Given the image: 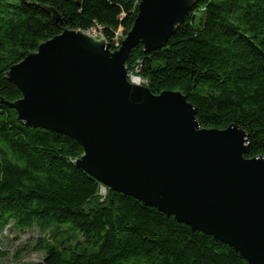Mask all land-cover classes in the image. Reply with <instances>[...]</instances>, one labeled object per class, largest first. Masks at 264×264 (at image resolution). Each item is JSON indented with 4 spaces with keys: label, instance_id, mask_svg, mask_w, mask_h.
I'll return each instance as SVG.
<instances>
[{
    "label": "trees",
    "instance_id": "16d2710c",
    "mask_svg": "<svg viewBox=\"0 0 264 264\" xmlns=\"http://www.w3.org/2000/svg\"><path fill=\"white\" fill-rule=\"evenodd\" d=\"M139 3L0 0V235L36 228L45 256L35 264H247L230 246L130 197L104 189L98 203L102 186L75 164L80 144L25 127L5 104L21 98L6 78L11 66L66 30L99 27L115 51ZM125 68L154 95L182 93L202 128L240 127L245 158H264V0H197L164 47L136 46Z\"/></svg>",
    "mask_w": 264,
    "mask_h": 264
},
{
    "label": "water",
    "instance_id": "95a60500",
    "mask_svg": "<svg viewBox=\"0 0 264 264\" xmlns=\"http://www.w3.org/2000/svg\"><path fill=\"white\" fill-rule=\"evenodd\" d=\"M196 1L140 0L115 51L85 32L64 31L9 68L21 98L5 104L25 127L80 144L76 167L103 189L213 237L247 264H264V158H245L240 127L202 128L182 93L154 95L125 68L136 46L164 47Z\"/></svg>",
    "mask_w": 264,
    "mask_h": 264
},
{
    "label": "rangeland",
    "instance_id": "374dc122",
    "mask_svg": "<svg viewBox=\"0 0 264 264\" xmlns=\"http://www.w3.org/2000/svg\"><path fill=\"white\" fill-rule=\"evenodd\" d=\"M136 75H130L128 79L132 81ZM140 86L146 87L144 81L137 77ZM103 188L100 189V191ZM103 195L99 192L96 201L103 202L106 197V190L103 189ZM68 233V231H67ZM69 235V234H67ZM43 238V234L36 228L18 231L8 228L0 235V264H35L41 262L45 256L44 252L37 251L38 241ZM56 239L50 241L53 244ZM78 241H81L79 238Z\"/></svg>",
    "mask_w": 264,
    "mask_h": 264
},
{
    "label": "built area",
    "instance_id": "2783aa9c",
    "mask_svg": "<svg viewBox=\"0 0 264 264\" xmlns=\"http://www.w3.org/2000/svg\"><path fill=\"white\" fill-rule=\"evenodd\" d=\"M87 34L90 35L91 37L95 38L96 40H104L103 37H102L101 34H100V29H99V27H96L95 29L89 31ZM118 46H119V45H118ZM135 78H136V82H133V81H131V82L138 84L137 81H139V80H138L137 77H135ZM133 79H134V78H133ZM133 79H132V80H133ZM138 85H139V84H138ZM102 190H103V189H102Z\"/></svg>",
    "mask_w": 264,
    "mask_h": 264
},
{
    "label": "bare ground",
    "instance_id": "6f19581e",
    "mask_svg": "<svg viewBox=\"0 0 264 264\" xmlns=\"http://www.w3.org/2000/svg\"><path fill=\"white\" fill-rule=\"evenodd\" d=\"M121 42H122V41H121ZM129 76H130V75H129ZM132 81H133V82H136V78H134ZM100 192L102 193V195L104 194V193H103V190H101Z\"/></svg>",
    "mask_w": 264,
    "mask_h": 264
}]
</instances>
